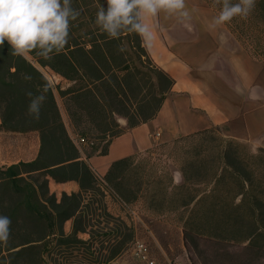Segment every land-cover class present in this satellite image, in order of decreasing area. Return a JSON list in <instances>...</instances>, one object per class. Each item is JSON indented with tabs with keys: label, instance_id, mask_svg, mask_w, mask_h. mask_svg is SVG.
I'll return each mask as SVG.
<instances>
[{
	"label": "trees",
	"instance_id": "1",
	"mask_svg": "<svg viewBox=\"0 0 264 264\" xmlns=\"http://www.w3.org/2000/svg\"><path fill=\"white\" fill-rule=\"evenodd\" d=\"M206 1L219 14L222 3ZM99 4L107 8L106 0H73L80 15L71 22L68 44L50 60L35 53L25 60L11 55L7 44L0 48V126L34 131L40 137L36 158L0 167V215L11 219L10 240L0 244V264L17 257L28 264L29 254L33 264L116 260L136 240L137 228L109 212L108 194L126 206L142 201L154 217L149 228L165 249L173 228L160 218L173 217L194 264L205 253L202 243L214 246L217 256L228 257V264H264V148L254 150L214 126L115 160L103 176L89 164L88 158L108 154L114 138L155 118L175 83L138 35L122 33L110 39L95 25ZM225 24L254 58L264 61V0H256L247 17L236 16ZM42 68L65 84L51 82ZM25 74L31 80H25ZM45 84L50 85L47 99L40 119L34 120L26 115V92L38 95ZM58 95L76 140L64 121ZM120 117L127 119V129ZM170 164L181 172V182L175 180ZM51 178L75 180L79 190L63 191L59 198L50 190ZM96 215L107 218L105 224L101 219L93 223ZM68 220L70 233L65 230ZM160 223L163 232L158 230ZM19 236L23 238L14 241ZM107 237L111 253L98 254L104 245L98 249L96 243Z\"/></svg>",
	"mask_w": 264,
	"mask_h": 264
},
{
	"label": "crops",
	"instance_id": "2",
	"mask_svg": "<svg viewBox=\"0 0 264 264\" xmlns=\"http://www.w3.org/2000/svg\"><path fill=\"white\" fill-rule=\"evenodd\" d=\"M185 3L189 18L163 11L145 18L152 32L149 53L175 83L155 118L129 129L127 119L119 118L127 131L113 139L108 154L87 159L97 175H105L115 160L214 126L254 150L264 148V61L254 58L226 24L211 27L218 14L206 0ZM7 133L13 131L0 126V137ZM39 148L31 156L0 161V167L31 161ZM53 182L61 189L57 196L79 190L75 180L51 178L50 187Z\"/></svg>",
	"mask_w": 264,
	"mask_h": 264
},
{
	"label": "clouds",
	"instance_id": "3",
	"mask_svg": "<svg viewBox=\"0 0 264 264\" xmlns=\"http://www.w3.org/2000/svg\"><path fill=\"white\" fill-rule=\"evenodd\" d=\"M73 0H0V48L9 46L10 54L27 60L30 54L50 60L69 42L71 22L80 11L72 6ZM222 3L211 27L230 22L234 17L247 15L256 0H217ZM107 8L98 5L95 25L110 39H119L122 33L138 35L147 48L151 47L152 32L144 22L147 16H157L161 11L169 16L189 18L185 0H106ZM120 51H124L120 48ZM25 80L31 76L25 74ZM50 85L45 84L38 95L27 91L29 104L26 115L40 119L41 108L47 99ZM11 237V219L0 215V244L7 245Z\"/></svg>",
	"mask_w": 264,
	"mask_h": 264
},
{
	"label": "rangeland",
	"instance_id": "4",
	"mask_svg": "<svg viewBox=\"0 0 264 264\" xmlns=\"http://www.w3.org/2000/svg\"><path fill=\"white\" fill-rule=\"evenodd\" d=\"M42 71L47 75L51 82H61L62 84H65V81H63L60 76L54 75V73L49 68H42ZM58 103L68 130L72 137L76 140L77 135L74 133V129L64 107L63 100L59 95ZM7 134L8 135H5L4 137H0V161L9 162L18 160L19 158L31 156L35 152V149H37V147H40V137L37 132H13ZM82 145L85 146V144ZM170 169L174 175L175 180L177 182H181L182 175L177 167L174 164H170ZM50 190L54 193L56 191H61L60 187H56L55 182L52 183ZM58 197H61V193H59ZM106 202L109 212L116 216H121L127 222H134L137 228V238L147 245L149 255L152 259L155 260V264H194L189 256V253L186 250V247L184 246L182 235L179 233L181 232V228L177 225V222H175L173 217L160 218L161 220H167L168 225L170 224L169 226L173 228V231H171L170 235L166 237L169 246L168 249H165L157 241L154 233L149 228V220L154 217L153 214L150 213L146 209V207H144L142 201L134 202L130 206H126L117 197L108 194V196L106 197ZM94 217L95 219H93V223H97V219H101L103 221V224H105V221H107V218H103L102 216L96 215ZM113 224L114 223L112 221H109L107 223L109 227H112ZM28 225L30 226V224ZM163 226V224L158 226V230H160L161 232H163V230L165 231V228ZM26 228L27 230H29L28 234H31L32 229L30 230L28 226ZM65 230L67 233L72 232V220H68L65 223ZM83 236L88 237L87 234H83ZM22 238L23 237L19 236L14 239V241H19ZM102 243L104 247H102L101 250L98 251V254L103 253L109 256L112 249V241L108 237L103 242L98 241V243H96L98 249L102 246ZM201 248L205 253L204 255H201L200 258H198V264H228V257H225V255L223 254L217 256L215 254L214 246L202 243ZM26 258L28 264H33V254L27 255ZM19 260V257L12 260H7L6 264H21L19 263ZM116 260H120L125 264H148L140 260L134 253V243H131ZM110 263H113V261H111ZM80 264L83 263L80 262Z\"/></svg>",
	"mask_w": 264,
	"mask_h": 264
},
{
	"label": "built area",
	"instance_id": "5",
	"mask_svg": "<svg viewBox=\"0 0 264 264\" xmlns=\"http://www.w3.org/2000/svg\"><path fill=\"white\" fill-rule=\"evenodd\" d=\"M78 140L80 142H85L84 138H79ZM133 243H134V253L138 256L140 260L148 264H155V260L150 257L148 247L144 242L136 238V240Z\"/></svg>",
	"mask_w": 264,
	"mask_h": 264
}]
</instances>
